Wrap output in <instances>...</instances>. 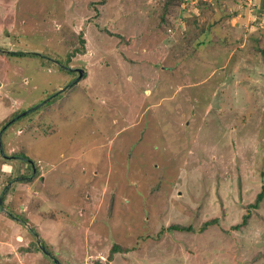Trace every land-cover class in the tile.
<instances>
[{
    "label": "rangeland",
    "instance_id": "1",
    "mask_svg": "<svg viewBox=\"0 0 264 264\" xmlns=\"http://www.w3.org/2000/svg\"><path fill=\"white\" fill-rule=\"evenodd\" d=\"M1 131L0 264H264V0H0Z\"/></svg>",
    "mask_w": 264,
    "mask_h": 264
},
{
    "label": "trees",
    "instance_id": "2",
    "mask_svg": "<svg viewBox=\"0 0 264 264\" xmlns=\"http://www.w3.org/2000/svg\"><path fill=\"white\" fill-rule=\"evenodd\" d=\"M77 52V51H76ZM69 59H70V56H69ZM74 83V82H73ZM73 83H71V84H73ZM62 91V90H61ZM60 91V92H61ZM58 93L56 92V93H54L53 95H52V97L51 98H53V97H55L56 95H57ZM43 104V103H42ZM41 105V104H40ZM39 104L38 105H36V106H34V107H32L31 109H34V108H37L38 106H40ZM25 112V111H24ZM21 113V114H16V116H14L8 123H10V122H13L14 120H16L17 118H19L22 114H25L26 112H28V111H26L25 113ZM24 157V159L25 158H29V157H27L26 155H23ZM263 199H264V186H263V188H262V190H261V192H259L258 194H257V198H256V202H254V203H252L253 204V206L254 207H258L259 205H260V203L263 201ZM12 214V213H11ZM245 221H247V217H245L244 218V222ZM211 223V221L210 222H207V223H205V225H208V224H210ZM172 228H175V229H187V227H184V226H179V225H172L171 226ZM33 230H35V229H33ZM36 235H38V233H37V231L35 230V232H34ZM117 247H114L113 248V251L116 249Z\"/></svg>",
    "mask_w": 264,
    "mask_h": 264
},
{
    "label": "water",
    "instance_id": "3",
    "mask_svg": "<svg viewBox=\"0 0 264 264\" xmlns=\"http://www.w3.org/2000/svg\"><path fill=\"white\" fill-rule=\"evenodd\" d=\"M80 70V74H79V78H82L83 76H84V74H85V71H84V69H79ZM26 112V111H25ZM24 112V113H25ZM8 125V124H7ZM6 125V126H7ZM1 137H2V131L0 132V146H1V152L3 153V154H5V152H4V149H3V146L1 145ZM8 187L9 186H7L6 188H5V190L3 191V193H2V195H1V197H0V207H1V204H2V198H3V195H4V192L8 189Z\"/></svg>",
    "mask_w": 264,
    "mask_h": 264
},
{
    "label": "clouds",
    "instance_id": "4",
    "mask_svg": "<svg viewBox=\"0 0 264 264\" xmlns=\"http://www.w3.org/2000/svg\"><path fill=\"white\" fill-rule=\"evenodd\" d=\"M10 123H11V122H10ZM10 123H7V124H10ZM7 124H6V125H7Z\"/></svg>",
    "mask_w": 264,
    "mask_h": 264
},
{
    "label": "flooded vegetation",
    "instance_id": "5",
    "mask_svg": "<svg viewBox=\"0 0 264 264\" xmlns=\"http://www.w3.org/2000/svg\"><path fill=\"white\" fill-rule=\"evenodd\" d=\"M32 229V228H31Z\"/></svg>",
    "mask_w": 264,
    "mask_h": 264
}]
</instances>
